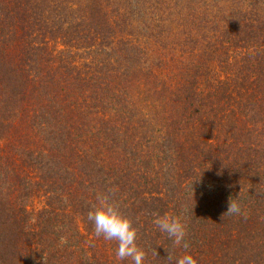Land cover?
Here are the masks:
<instances>
[{
	"label": "trees",
	"instance_id": "trees-1",
	"mask_svg": "<svg viewBox=\"0 0 264 264\" xmlns=\"http://www.w3.org/2000/svg\"><path fill=\"white\" fill-rule=\"evenodd\" d=\"M109 190L144 264H264V0H0V264H132Z\"/></svg>",
	"mask_w": 264,
	"mask_h": 264
},
{
	"label": "clouds",
	"instance_id": "clouds-1",
	"mask_svg": "<svg viewBox=\"0 0 264 264\" xmlns=\"http://www.w3.org/2000/svg\"><path fill=\"white\" fill-rule=\"evenodd\" d=\"M114 190L97 195L96 203L87 214V218L94 225V232L97 237L102 236L105 240L117 243L116 258L123 261L131 260L132 264H144L146 253L136 243L138 229L133 226V221L125 215L119 203L113 199ZM228 215L243 216L241 205L236 200H229L226 212ZM155 225L161 233L167 235L175 247L187 249L189 247L185 240L187 235L186 225L181 218L165 214L157 216ZM62 242H66L62 238ZM154 255L157 256L156 250ZM168 264H197V260L187 251L183 254L167 252Z\"/></svg>",
	"mask_w": 264,
	"mask_h": 264
}]
</instances>
